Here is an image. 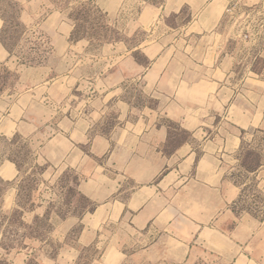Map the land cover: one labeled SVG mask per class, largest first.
<instances>
[{"label":"rangeland","instance_id":"rangeland-1","mask_svg":"<svg viewBox=\"0 0 264 264\" xmlns=\"http://www.w3.org/2000/svg\"><path fill=\"white\" fill-rule=\"evenodd\" d=\"M31 1L0 0V264H110L109 250L117 256L111 264H174L144 253L166 231L138 228L128 213L115 214L119 207H96L79 191L89 174L68 166L66 159H91L92 134L83 131L89 141L76 144L72 138H79L70 137L66 122L89 114L91 97L100 95L92 84L108 76L109 66H116L109 74L114 75L127 60L143 67L159 60L163 67L175 54L184 62L196 61V54L200 61L194 52L214 42L237 56L238 80L248 78L250 102L264 106V0H46L48 6L40 9ZM51 13L73 24L70 43L76 47L52 51L40 30ZM247 34L254 44L244 39ZM126 84L121 101L133 105L132 118L144 108H157L144 80ZM117 126L113 110L101 132L111 136ZM59 133L65 139L55 146ZM188 137L173 131L167 151ZM242 140L227 162L229 179L241 188L230 207L240 219L262 222L264 184L258 171L264 170V130H245ZM8 163L13 164L10 176L2 174ZM123 190L126 196L131 191L129 185ZM233 226L210 228L230 237ZM206 231L202 236L214 243L218 236ZM216 248L227 253L206 248L198 259L176 264H233L235 250L228 242Z\"/></svg>","mask_w":264,"mask_h":264},{"label":"crops","instance_id":"crops-1","mask_svg":"<svg viewBox=\"0 0 264 264\" xmlns=\"http://www.w3.org/2000/svg\"><path fill=\"white\" fill-rule=\"evenodd\" d=\"M46 3L32 0L29 5L40 9L46 8ZM42 23L40 30L51 41L54 53L76 47L70 43L74 27L68 19L51 13ZM197 52L200 61L194 57L196 54L192 55L196 61L185 62L175 54L163 67L159 60L147 67L123 61L114 75L109 74L116 66H109L108 76L92 84L93 93L100 95L91 97L89 114L85 117L79 113L75 122L63 121L71 129L70 137L79 138H72L76 144L89 141L83 131H91V159L84 155L77 161L73 155L66 162L88 172L79 191L96 207H119L115 214L122 217L128 213L136 227L152 225L167 232L145 254L174 264L191 262L206 248L217 249L214 251L224 256L227 251L216 247L228 242L235 250L233 264H264V220L240 219L233 212L230 203L240 197L241 188L229 179L227 169L228 159H233L241 148L243 131L264 130V106L250 102L253 93L249 79L238 80L239 61L227 45L214 42ZM129 79L144 80L159 102L156 109L144 108L135 119L133 105L121 101L123 86ZM113 110L119 126L109 136L101 131ZM178 129L189 137L168 152L172 132ZM61 137L65 139L60 133L55 137V146ZM12 165L8 163L2 174L12 175ZM258 172L264 184V170ZM128 185L131 191L126 196L123 189ZM229 222L234 224L230 237L210 228ZM206 230L218 236L214 243L202 236ZM105 258L112 263L117 256L114 259L109 250Z\"/></svg>","mask_w":264,"mask_h":264},{"label":"built area","instance_id":"built-area-1","mask_svg":"<svg viewBox=\"0 0 264 264\" xmlns=\"http://www.w3.org/2000/svg\"><path fill=\"white\" fill-rule=\"evenodd\" d=\"M231 10H229V12H230ZM244 37V39L249 43V44H254L255 42H256V39L253 37V35H249V34H247V35H244L243 36ZM243 39V40H244ZM244 40V41H245Z\"/></svg>","mask_w":264,"mask_h":264},{"label":"trees","instance_id":"trees-1","mask_svg":"<svg viewBox=\"0 0 264 264\" xmlns=\"http://www.w3.org/2000/svg\"><path fill=\"white\" fill-rule=\"evenodd\" d=\"M0 195H2V191H0ZM22 223V222H21ZM7 247H8V249H10L11 247L9 246V245H7ZM1 264H9V263H7L6 261H2V263Z\"/></svg>","mask_w":264,"mask_h":264},{"label":"bare ground","instance_id":"bare-ground-1","mask_svg":"<svg viewBox=\"0 0 264 264\" xmlns=\"http://www.w3.org/2000/svg\"><path fill=\"white\" fill-rule=\"evenodd\" d=\"M0 26H1V21H0Z\"/></svg>","mask_w":264,"mask_h":264}]
</instances>
